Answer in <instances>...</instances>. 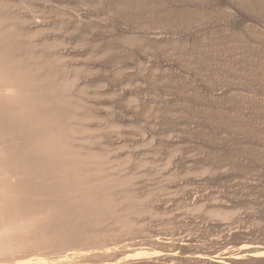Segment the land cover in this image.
Wrapping results in <instances>:
<instances>
[{
    "label": "rangeland",
    "instance_id": "rangeland-1",
    "mask_svg": "<svg viewBox=\"0 0 264 264\" xmlns=\"http://www.w3.org/2000/svg\"><path fill=\"white\" fill-rule=\"evenodd\" d=\"M0 118L1 264H264V0H0Z\"/></svg>",
    "mask_w": 264,
    "mask_h": 264
},
{
    "label": "bare ground",
    "instance_id": "bare-ground-1",
    "mask_svg": "<svg viewBox=\"0 0 264 264\" xmlns=\"http://www.w3.org/2000/svg\"><path fill=\"white\" fill-rule=\"evenodd\" d=\"M16 60V59H15ZM14 62V61H13ZM8 65V64H7ZM9 72V71H8ZM47 91V90H46ZM52 93V92H51ZM47 94V93H46ZM52 95V94H51ZM48 97V96H47ZM8 124V126H5V125H7ZM0 125H2L3 126V128L4 129H6V130H9V131H11V133L12 132H21L20 134H24L25 136H27V137H30V136H33V134H34V131H33V129H30V127H27L25 124H23L22 122H19V121H14V122H12V123H8L7 122V120L6 119H4V118H0ZM5 126V127H4ZM29 126V125H28ZM32 128V127H31ZM10 133V132H9ZM21 135H19V136H17V138L18 137H20ZM9 137V136H8ZM7 137V138H8ZM22 137V136H21ZM20 137V138H21ZM27 137H25V138H27ZM6 138V137H5ZM24 161L25 162H27V163H29L30 161H29V159L27 158V157H25L24 156ZM31 163V165H34V166H37L36 164H33L32 162H30ZM47 167V166H46ZM59 226V225H58ZM54 228V227H53ZM51 232V231H50ZM141 254V253H140ZM140 254H137V255H140ZM136 255V256H137ZM24 257V256H23ZM20 258V257H19ZM27 258V257H26ZM34 258V257H33ZM36 258V257H35ZM25 259V258H24ZM29 259V258H28ZM22 260H23V258H22ZM26 260V261H25ZM24 260V262H17V263H14V264H46L45 262H44V260L43 259H41V258H36V259H32V258H30L29 260H27V259H25ZM46 261V260H45ZM14 262V261H13ZM47 262V261H46ZM10 263V262H9ZM1 264V263H0ZM6 264H8V263H6ZM11 264V263H10ZM13 264V263H12Z\"/></svg>",
    "mask_w": 264,
    "mask_h": 264
},
{
    "label": "water",
    "instance_id": "water-1",
    "mask_svg": "<svg viewBox=\"0 0 264 264\" xmlns=\"http://www.w3.org/2000/svg\"><path fill=\"white\" fill-rule=\"evenodd\" d=\"M237 256L264 257V248L251 247L248 249H243L241 253L236 254L234 257Z\"/></svg>",
    "mask_w": 264,
    "mask_h": 264
},
{
    "label": "trees",
    "instance_id": "trees-1",
    "mask_svg": "<svg viewBox=\"0 0 264 264\" xmlns=\"http://www.w3.org/2000/svg\"><path fill=\"white\" fill-rule=\"evenodd\" d=\"M259 258H262V257H259Z\"/></svg>",
    "mask_w": 264,
    "mask_h": 264
}]
</instances>
